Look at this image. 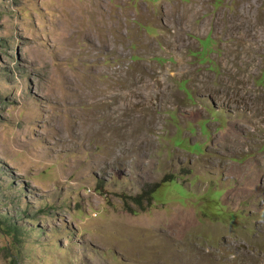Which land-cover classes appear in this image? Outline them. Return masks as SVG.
<instances>
[{"label":"rangeland","instance_id":"rangeland-1","mask_svg":"<svg viewBox=\"0 0 264 264\" xmlns=\"http://www.w3.org/2000/svg\"><path fill=\"white\" fill-rule=\"evenodd\" d=\"M263 76L264 0H0V264H264Z\"/></svg>","mask_w":264,"mask_h":264},{"label":"trees","instance_id":"trees-1","mask_svg":"<svg viewBox=\"0 0 264 264\" xmlns=\"http://www.w3.org/2000/svg\"><path fill=\"white\" fill-rule=\"evenodd\" d=\"M208 39H211V38L209 37ZM210 42H211V41H210ZM262 79L264 80V76H263ZM167 182L174 183V182H178V180L175 179V177H171L170 180L165 179V180L163 181V183H161V184H155V185L152 187L151 192H152L153 194H154V193H157V192L163 187V185H164L165 183H167Z\"/></svg>","mask_w":264,"mask_h":264}]
</instances>
